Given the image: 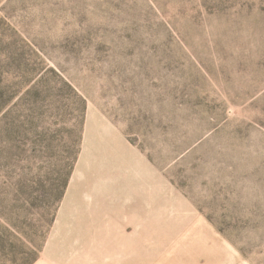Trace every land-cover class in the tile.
Wrapping results in <instances>:
<instances>
[{
  "label": "rangeland",
  "instance_id": "rangeland-1",
  "mask_svg": "<svg viewBox=\"0 0 264 264\" xmlns=\"http://www.w3.org/2000/svg\"><path fill=\"white\" fill-rule=\"evenodd\" d=\"M140 259L264 264V0H0V264Z\"/></svg>",
  "mask_w": 264,
  "mask_h": 264
},
{
  "label": "crops",
  "instance_id": "crops-1",
  "mask_svg": "<svg viewBox=\"0 0 264 264\" xmlns=\"http://www.w3.org/2000/svg\"><path fill=\"white\" fill-rule=\"evenodd\" d=\"M57 261H62V259H59V260H57ZM138 263V260H136V261H134V262H130V263H126V264H137ZM139 263L140 264H157L158 263V261H155V260H153V261H151V262H145L144 260H139ZM161 263H166V262H164V261H161ZM66 264H70L69 262L68 263H66ZM72 264H75L74 262L72 263Z\"/></svg>",
  "mask_w": 264,
  "mask_h": 264
}]
</instances>
